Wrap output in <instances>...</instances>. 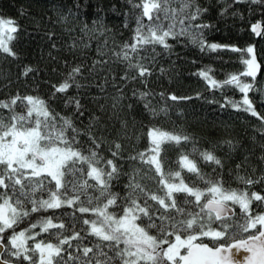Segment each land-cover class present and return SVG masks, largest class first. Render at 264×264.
<instances>
[{
  "label": "snow or ice",
  "instance_id": "6c2138e0",
  "mask_svg": "<svg viewBox=\"0 0 264 264\" xmlns=\"http://www.w3.org/2000/svg\"><path fill=\"white\" fill-rule=\"evenodd\" d=\"M250 2L264 5V0ZM127 3L131 7L124 14V27H129V17L135 22L131 40L117 44L113 39L109 47L106 34L111 29L102 19L93 20L92 28L84 23L81 31L91 33L89 41L103 37V40L97 39L96 58L90 64L82 61L71 66L63 81L52 85L51 100L59 98L57 94H66L73 86L85 87L81 80L95 79L102 92L109 84L116 88L118 94H111L110 106L113 116H118L124 96L117 80L123 84L144 83L152 75L151 65L161 54L157 47L170 52L169 40L185 37L201 51L228 50L239 54L237 58L244 65L242 71L228 74L221 81L209 75L211 69L202 70L198 75L211 89L223 90L228 86L238 89L243 94L242 103L233 102L232 106L237 111L242 107L260 120L258 130L264 137V115L258 113L248 95L261 68L252 45L240 48L208 43L205 30L213 26L201 18L210 9L200 0H127ZM230 7L231 3L225 4L220 15H225ZM60 19L66 20V17ZM251 31L257 36L264 35L260 23L253 24ZM18 32L19 25L13 19L0 18V53L16 57L11 44ZM54 35L50 34V39ZM78 44L84 48L90 46L83 38L79 42L73 38L72 47ZM111 65H122V74L114 75ZM31 71L32 68L26 67L23 74L27 76ZM150 94L139 93L140 99L145 100L144 107L153 116L158 111H166L158 110L146 100ZM160 96L164 98L165 94ZM167 99L191 97L172 94ZM65 104H74L75 112L84 116L85 109L79 99L68 97ZM0 110L7 112L4 115L0 111V264H264V195L247 188L226 187L222 177H206L188 154L179 155L180 170H165L161 145L193 142L191 136L149 127L147 147L128 157L147 168L141 175L142 169L138 167H132L130 172L123 170L119 161L124 146L117 139L107 140L99 131V116L95 117V123L79 129L49 102L19 94L0 101ZM93 127L97 128L96 132L92 131ZM122 127H127L126 121ZM81 136L88 138L86 149L78 139ZM105 148L110 158L102 154ZM199 156L205 162L224 167L222 160L210 150L199 151ZM260 159L264 161V154ZM245 162L236 164V169H241ZM184 170L202 181L204 187L195 182L186 183L181 174ZM148 173L156 181V190L144 183ZM122 176H127L123 196L113 190L114 182H120ZM236 178L246 186L264 184V175L253 179L237 171ZM89 189L93 190L92 194ZM45 192L47 198L43 196ZM62 208L73 209L71 223L63 221L64 213L56 214L55 210ZM49 210H53L52 215L32 217L33 213ZM76 212L81 215L76 217ZM89 213L95 219L86 218L84 214ZM26 220L27 225L21 228ZM77 222L87 227L78 231ZM53 229L56 231H50ZM44 233H48V238L42 236ZM88 236L96 238L95 242L90 241L91 246L81 243ZM51 238L56 242H51ZM241 252L245 254L243 259L237 258Z\"/></svg>",
  "mask_w": 264,
  "mask_h": 264
},
{
  "label": "trees",
  "instance_id": "16d2710c",
  "mask_svg": "<svg viewBox=\"0 0 264 264\" xmlns=\"http://www.w3.org/2000/svg\"><path fill=\"white\" fill-rule=\"evenodd\" d=\"M200 2L210 9L201 18L204 23L213 26L211 30H205V39L208 43L229 44L240 48L252 45L255 48L257 62L261 68L256 81L253 82L254 88L248 95L258 113L264 115V36H257L251 31L253 24L260 23L264 32V5L253 4L250 0H240L239 3H232L231 0H200ZM229 3L231 7L228 12L221 16L220 11L223 6ZM77 5L80 7L77 8ZM130 7L127 0H0V18H11L19 25V32L15 34L11 44L17 54L16 57L0 53V101L16 94L39 97L49 102L56 112L71 118L79 129H85L90 123H95V117H101L99 131L104 133L107 140L117 139L124 146L122 159L119 161L123 170L130 172L132 167H138L142 169L141 175L147 172V168L135 164L128 157L147 147L146 132L149 127L154 126L164 131L189 135L193 142L161 145V159L166 171L180 170L178 158L184 153L197 162L206 177L211 179L222 177L226 187L247 188L250 192L256 191L264 195V184L246 186L236 178L237 171L240 175L247 174L253 179H260L264 175V161L260 159L264 154V137L258 130L261 121L243 111L242 107L237 111L232 106L233 102L242 103L243 94L238 89L233 86L223 90L211 89L198 75L202 70L211 69L209 75L221 81L228 74L242 71L244 65L237 58L238 53L228 50L201 51L198 45L191 43L185 37L179 38L178 41L169 40L171 51L164 52L157 47V52L161 54L151 65L152 75L144 83L134 81L123 84L117 80V84L123 87L124 96L123 107L118 116H113L114 110L110 106L111 94H118L116 88L109 84L105 86L107 90L102 92L96 86L95 79L81 80L80 83L85 87L77 89L73 86L66 94H57L59 98L51 100L54 91L52 85L62 82L71 66L82 61L90 64L96 58L97 39L103 40V37L89 41L88 36L91 33L85 34L81 31L83 24L87 23L89 28H92L93 20L102 19L111 29L106 34L109 47H112L113 39L117 44L130 41L133 35L132 29L135 28L134 20L129 17V27H124V14L129 12ZM61 16L66 17V20H61ZM52 33L55 35L50 39ZM73 38L78 42L83 38L90 46L84 48L82 44H78L73 48ZM53 44L56 46L52 47ZM26 67L33 69L27 76L23 74ZM111 67L114 75L122 74V65H111ZM241 79L250 80L243 77ZM99 82L103 83L102 80ZM133 90L136 91L135 96ZM140 92L151 93L146 100L158 110L166 109V111H158L157 115L153 116L144 107L145 100L140 99ZM160 93L165 94L164 98ZM172 94L178 97H191V99L177 101L167 99ZM68 97L80 100L85 109L83 117L75 112L74 104H65V99ZM129 104L132 105L131 108L127 107ZM222 104L225 106L221 107ZM0 111L7 115L6 110ZM124 121L127 122L126 128L122 127ZM92 131L96 132L97 128L93 127ZM78 139L86 149L87 136ZM227 141H231L232 144L229 145ZM194 143L196 151H194ZM204 150L212 151L222 160L224 167L220 168L203 161L199 151ZM102 154L110 158L106 148ZM245 158H247L246 162ZM242 162L245 163L237 170L236 164ZM213 169L216 171L214 172ZM181 174L186 183L195 182L197 186L204 187L202 181L186 170ZM77 176L79 177V173ZM151 177L152 174L148 173L144 183L156 190V181ZM83 178L86 177L81 179ZM126 181L127 176H122L120 182H114L116 186L113 190L123 196ZM89 183L94 182L89 180ZM92 192L93 190L89 189V193ZM37 195L39 196L40 193ZM43 196L47 198V193H43ZM255 204L256 202L253 207ZM52 211L33 213L32 217L49 216L52 215ZM55 212L57 215L64 213L62 219L66 224L72 222V208H62ZM80 215L78 212L75 213L76 217ZM84 215L86 218L95 219L90 213ZM54 222L58 221L54 220ZM27 223L28 220L20 227H25ZM85 227L87 226L82 225L81 222L75 224L78 231ZM81 235L83 236L84 233L82 232ZM42 236L48 238V233ZM90 241L95 242L96 238L88 236L81 243L91 246ZM51 242L56 241L51 238ZM75 243L73 241V244Z\"/></svg>",
  "mask_w": 264,
  "mask_h": 264
},
{
  "label": "rangeland",
  "instance_id": "374dc122",
  "mask_svg": "<svg viewBox=\"0 0 264 264\" xmlns=\"http://www.w3.org/2000/svg\"><path fill=\"white\" fill-rule=\"evenodd\" d=\"M264 36V35H263ZM245 254L244 253H239V254H237V258H239V259H243V256H244Z\"/></svg>",
  "mask_w": 264,
  "mask_h": 264
}]
</instances>
